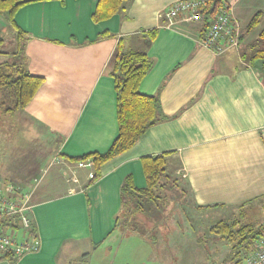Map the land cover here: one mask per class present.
I'll list each match as a JSON object with an SVG mask.
<instances>
[{"label":"crops","instance_id":"crops-1","mask_svg":"<svg viewBox=\"0 0 264 264\" xmlns=\"http://www.w3.org/2000/svg\"><path fill=\"white\" fill-rule=\"evenodd\" d=\"M177 1L133 0L100 22L92 20L98 0L35 2L15 15L19 35L0 14V31L11 28L22 43L19 61L31 76L43 79L19 113L22 131L45 132L55 167L47 184L37 174L31 177L38 181L35 187L22 184L34 187L28 216L39 248L15 264H109L114 251L130 248L136 237L122 236L115 218L125 178L131 176L136 188L146 185L145 156L168 153L170 171L196 206L216 207L209 209L216 214L243 205L246 217L264 223V74L249 63L251 45L264 30V0H232L242 37L237 50L221 55L201 45L203 23L161 17ZM257 13L258 25L245 32ZM153 29L157 34L149 41ZM119 41L151 61L139 92L155 96L167 119L106 162L100 178L87 185L91 169L64 157L103 153L117 136L110 72ZM16 236L23 238L20 232ZM148 246L154 252L156 245Z\"/></svg>","mask_w":264,"mask_h":264},{"label":"trees","instance_id":"trees-1","mask_svg":"<svg viewBox=\"0 0 264 264\" xmlns=\"http://www.w3.org/2000/svg\"><path fill=\"white\" fill-rule=\"evenodd\" d=\"M42 1L51 0H0V14L8 19L12 28L19 35L21 31L14 19L16 13L25 5ZM132 1L98 0L92 20L94 22L107 20L115 14L125 11ZM224 3H228L232 11V0H208L206 2L201 10L203 16L200 22L203 23V29L200 37L209 28L210 22L215 18L216 11ZM260 17L261 13H257L246 27L245 32L255 28L259 23ZM148 34L149 41H153L157 30L153 29ZM241 37L242 33L239 29L238 45L232 50L238 49ZM2 46L3 39L0 36V49ZM251 48L253 52L249 58V63L253 68L264 74V30L251 45ZM0 55H5V53L0 50ZM111 65L110 75L116 94V119L118 126L116 138L103 153L92 152L78 157H64L67 162L76 166L86 161L92 163L90 168L91 176L87 185L94 183L100 178L101 168L106 162L128 151L149 128L167 119L162 114L159 100L155 96L143 95L139 92L140 83L152 66L146 53L125 50L122 42L119 41L112 56ZM42 83L43 79L31 76L20 61L16 63H0V114L21 112ZM168 156V153H164L156 156H145L141 159L142 170L146 180L145 187L136 188L131 176L125 178L119 194L120 212L115 218L116 228L121 231L122 236L135 235V228L139 225L145 227L148 232H153L158 228L159 224L151 218V214L154 213L152 209H159L160 204L168 202L171 198L175 200L172 193L166 192V189L169 188L180 190L179 179L174 176V172L167 171ZM181 191L183 192V190ZM182 195L187 196L188 191L187 193L184 191ZM192 206L195 211H206L210 208H216L199 207L193 201ZM242 209L243 205L239 207V211L244 213ZM145 210L149 212L150 217L145 214ZM243 213L236 215L232 213V218L227 221L221 220L214 227L217 235L231 245L230 252L223 264H230V262L228 263L229 260L231 264H241L242 260L245 261V264H248L256 251V242L264 238V223H251L246 215L242 217ZM7 225V231L13 232L15 236L16 233L20 232L22 236L24 235V238L38 240L35 224L31 219H29L28 226L24 229L15 222ZM16 239L21 240L17 236ZM142 240L148 245L155 246L159 243V237H153L150 234L142 237ZM197 241L199 240L197 239ZM16 259L17 257L11 252L0 255V261L6 260L10 264H15ZM232 260H234L233 263Z\"/></svg>","mask_w":264,"mask_h":264},{"label":"rangeland","instance_id":"rangeland-1","mask_svg":"<svg viewBox=\"0 0 264 264\" xmlns=\"http://www.w3.org/2000/svg\"><path fill=\"white\" fill-rule=\"evenodd\" d=\"M0 36L3 39L0 50L5 53L0 56V62H18L21 53L19 46L22 43L9 27L6 30L3 28ZM19 113L0 114V185L11 183L22 187L27 186L22 184L31 182L35 185V181L31 180L34 174H37L39 179L41 177L40 181L45 185L51 181L55 171V167L50 165L53 163L49 155L51 144L45 138L48 136L41 130H37L33 135H26L22 131L24 120ZM38 166L42 168L40 173H38ZM167 171H170L168 167ZM179 188L180 190L166 189V192L174 195L176 201L171 198L168 202L159 203V209H152L154 213L151 214V218L159 224L158 228L148 232L145 227L137 226L133 235L136 236V242L131 238L130 248L114 251L110 255L109 264H138L140 260H147L148 264L224 263L231 245L217 235L214 227L219 221L232 218L231 211L223 210L216 214L209 210L195 211L190 195H182L184 191L187 193L182 181L179 182ZM234 213L236 215L243 211ZM145 214L150 217L146 210ZM242 215V217L245 216L244 213ZM249 218H252L251 223L258 222L257 217ZM149 234L159 237V243L154 248V252L150 246L142 242V237ZM135 259L138 260L137 263H134ZM229 262L231 264L230 260ZM241 264H245V261L242 260Z\"/></svg>","mask_w":264,"mask_h":264},{"label":"built area","instance_id":"built-area-1","mask_svg":"<svg viewBox=\"0 0 264 264\" xmlns=\"http://www.w3.org/2000/svg\"><path fill=\"white\" fill-rule=\"evenodd\" d=\"M207 1H177L163 11L161 17L167 21L200 22L203 16L201 10ZM238 36L239 27L233 17L231 6L228 3H224L216 11L215 18L210 22L209 28L200 37V43L215 54L221 55L227 50L237 47ZM78 167L91 168L92 163L86 161L85 163H80ZM34 187L25 189L11 183L0 185V255L11 252L18 258L38 250V240H30L23 237L17 241L15 234L7 231V224H12L13 222L20 224L23 229L28 226L30 219L28 215ZM255 248L256 251L248 264H264V238L256 242Z\"/></svg>","mask_w":264,"mask_h":264}]
</instances>
